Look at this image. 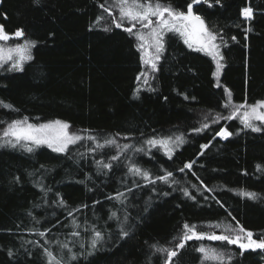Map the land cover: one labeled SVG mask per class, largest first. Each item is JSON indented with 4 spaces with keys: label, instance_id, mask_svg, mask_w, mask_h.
Returning a JSON list of instances; mask_svg holds the SVG:
<instances>
[{
    "label": "trees",
    "instance_id": "16d2710c",
    "mask_svg": "<svg viewBox=\"0 0 264 264\" xmlns=\"http://www.w3.org/2000/svg\"><path fill=\"white\" fill-rule=\"evenodd\" d=\"M161 2L186 12L193 0ZM114 3L0 0V25L5 32L24 31V37L10 39L11 46L34 42L23 71L9 70V61L0 66V133L11 121L25 117L33 124L60 120L70 125V133L86 129L101 143L114 138L120 146H132L118 162L110 161L118 154L116 147L92 152V141L72 145L65 153L44 146L34 147L32 153L19 147L0 148V264H45L42 249L25 243L45 240L53 252L60 251L57 242L67 243L79 257L72 264H149V258L151 264H162L164 254H153L150 245L174 248L185 223L220 235L231 234L225 233L226 226L235 228L238 222L256 237L264 236V128L253 132L240 120L227 118L233 106L245 99L248 104L264 100V0L193 3L194 14L225 41L220 46L224 57L220 79L213 75L216 68L211 58L170 32L164 37L158 70L149 75L154 91L143 78L136 79L146 68L136 37L124 30L129 24L115 26ZM248 7L253 10L250 20L243 18ZM2 46L8 44L0 41ZM225 89L231 92L228 107ZM203 124L208 127L194 131ZM221 128L233 135L217 136ZM153 135L173 139L182 135L184 143L173 145L169 158L159 145L143 144ZM205 144L206 149L201 147ZM142 146L145 153L134 152ZM126 157L149 170L153 178L171 171V186L158 180L152 185L128 174ZM96 160L112 162L114 167L105 175L97 169ZM187 163L192 168L179 171ZM172 179L177 183H171ZM181 189H187L189 196ZM241 190L256 193L257 199H248ZM117 191L126 194L123 205L106 199ZM60 199L66 206H58ZM69 209L79 211L70 217ZM111 211H117L121 219L130 216L128 237L121 238L119 222L108 219ZM73 219L81 225L79 229L73 228ZM92 225L104 232V241L95 250L88 247L92 233L85 231ZM37 230L46 236L39 237ZM73 231L81 235L74 237ZM201 246L234 253L231 264H264L262 250L241 255L236 245L206 239L187 241L174 264H202V254L196 251ZM203 264L219 262L203 260Z\"/></svg>",
    "mask_w": 264,
    "mask_h": 264
},
{
    "label": "snow or ice",
    "instance_id": "6c2138e0",
    "mask_svg": "<svg viewBox=\"0 0 264 264\" xmlns=\"http://www.w3.org/2000/svg\"><path fill=\"white\" fill-rule=\"evenodd\" d=\"M34 2L38 4L39 0H34ZM198 2L199 0H193L192 3H188L187 11L185 12L177 10L170 3H163L161 0H143V2L142 0H115L114 6L117 7L120 12V22L114 21L115 26L117 28H121L123 26V22L127 20L131 26L124 28V30L130 35H134L136 39L140 41V43L137 45V50L141 52V62L148 66V68L141 72L136 79L140 80L143 78V83L145 85H149V90L154 91L149 83V75L150 72H155L158 70L157 64L161 59V54L164 51V35L166 32L178 33L180 36L185 38L184 42L189 47H192V41L194 40L197 44H199V49L197 50L204 51L208 55H211L213 60L216 62V72L213 73L214 76H218L220 70L223 68L221 61L224 59V57L220 53L219 48L222 44H225V41L219 32H214L208 27L205 20L200 15L194 14L193 3ZM207 2L208 0H205V3ZM215 2L219 4L220 0H215ZM101 7L103 8L104 5L102 4ZM104 10L108 11L107 8H104ZM243 15L250 19L253 16V10L250 7L245 8L243 9ZM153 17L156 18L155 22L152 19ZM136 24H140L142 28H147L149 31L144 33L137 29L134 32L133 30L136 28ZM104 30L108 31L109 29L105 28ZM22 37H24V31L22 29H18L13 34H8L5 32L3 26L0 25V41H8L12 38ZM218 38L220 40V44L216 43ZM231 39L235 40L236 37L233 36ZM31 45H34V42L27 41L25 45L17 44L15 48L7 49V54H5L4 49L0 48V66H2L3 63H7L11 60L13 62L11 69L9 70L23 71V61L26 59H31L30 55H25V53H27L29 50V46ZM149 48L154 49V52H149ZM12 53H16L15 59L13 58ZM217 86H219V84ZM139 91L140 89L137 88L136 92L138 93ZM225 92L228 96V102L225 104V107H228L231 104V92L228 89H225ZM185 98L187 99V97ZM0 104H3V102L0 101ZM4 107L11 109L12 105H4ZM241 109H244L242 114H240ZM237 115H239L240 122L244 125V128L251 129L253 132L261 131V126H264V100H257L252 104H248L247 99H245L244 103L233 106V112L231 116L227 118L232 119ZM256 121L259 122V125L255 123ZM69 127L70 125L67 122L60 120H55L47 124L29 123L27 117L13 120L8 123L3 129L2 133H0V148L19 147L28 153H32L34 151V147L47 144L53 149V151L65 153L69 150V145H75L78 142L83 141H92L95 145L94 147L89 148V151L92 152H95L97 149H103L109 146H114L117 148L118 154L112 155L110 157V161L112 162L120 161L121 156L124 155L130 148H132V146L129 144L120 146L114 138H104L103 142L101 143L100 138L95 135H81L79 132L70 133L68 131ZM207 127V124H203L202 128L194 129V131L200 132L203 128ZM82 131L85 133L89 132V130L86 129ZM216 135L227 139L232 136L233 133L225 128H221L216 133ZM182 143H184L182 135L176 136L175 139H173L172 136L157 138L155 135H153L152 137L143 141V144L152 148L157 147V145L164 148L165 153L169 156V158H171V153L173 151L172 146L174 145L175 147H179V145ZM208 146L209 145L205 144L201 147L206 149ZM134 152L145 153L146 149L142 146L135 148ZM80 155L83 156L84 153H81ZM126 158L130 160L129 165H127L128 174L141 177L144 181L152 185H155L156 181L158 180L171 186L169 183L170 178L173 177V173L171 171H165V174L156 175L153 178V174L149 170L142 169L134 160H131L130 157ZM112 162L96 160L95 164L100 172H103V174L107 175V172H110L114 167ZM43 167L44 166L41 165V168ZM191 168L192 163H187L182 168H180L179 171L183 172L185 169L190 170ZM257 169L260 170L259 165H257ZM14 179L16 182H19L20 178L15 177ZM88 179H90V177H88ZM132 183L137 187L140 186V184L135 180L132 181ZM171 183H177V181L172 179ZM41 190H45L42 185ZM181 190L185 196H189L187 189ZM46 191H51V189H47ZM127 192L131 193L132 188L129 187ZM240 194L247 197L248 199H257V194L254 192L241 190ZM163 195H168V193L165 192ZM192 198L195 199V197ZM106 199L118 201L121 205H123L127 197L125 192L117 191L114 196L110 195L106 197ZM94 203L100 202L95 201ZM58 206H66L63 199L58 201ZM82 207H87V205H82ZM74 211H79V209H69L68 216L71 217ZM29 215H31V213H29ZM108 219L119 222V235L121 238L129 236L130 229L126 227L130 219L128 214H125L123 219H121L118 216L117 211H111ZM233 219H235V217H233ZM38 222L39 221L37 220V223ZM57 223H59V221H57ZM71 224L75 229H79L81 227V225L77 223L76 219H73ZM215 227H219V225H215ZM85 231H90L92 233L88 247H90L92 250H95L97 245L104 241L103 230L92 225L85 228ZM225 233L231 234H208L203 231H198L196 225H189L188 223H185L183 225L182 235L179 237V242L176 243L174 248L161 247L157 244H152L150 247L154 250L153 254H164L162 264H174V258L179 256V250L185 248L187 241H191L193 239H208L222 242L226 241L228 245H236L240 249L241 255H243V253L248 250L256 251L259 249L264 251V236L254 239L253 232L245 230L238 224V222L235 228H233L231 225L226 226ZM35 234L41 238L46 236L45 231L37 230ZM71 235L74 237H79L81 232L73 231ZM25 243L33 244L34 246L40 247L42 249V255L45 258V264H72V262L78 260L79 258L78 254L73 252L67 243L57 242V248L60 249L59 252H53L49 247H47L46 245L49 243L47 240H45L43 244H41L40 241H26ZM79 246L80 248L85 247L83 243H81ZM196 251L202 254V264L203 260H216L219 262V264H231V261L235 255L234 253L225 254L223 252L217 251L215 248H206L204 246L197 248ZM86 254L90 255L91 252ZM8 255L11 257L13 253L9 251ZM28 255L31 256V253L29 252ZM149 264H151V258H149Z\"/></svg>",
    "mask_w": 264,
    "mask_h": 264
},
{
    "label": "rangeland",
    "instance_id": "374dc122",
    "mask_svg": "<svg viewBox=\"0 0 264 264\" xmlns=\"http://www.w3.org/2000/svg\"><path fill=\"white\" fill-rule=\"evenodd\" d=\"M114 4H115V3H114ZM114 4H113V7L116 9V19H115V20H116L117 22H120V12H119V9H118L117 7L114 6ZM243 18L246 19V20H250V19H251V18H250V19H249V18H246L244 15H243ZM152 19H153V21L155 22V19H156V18L153 17ZM124 22H125V25H126V24H129V22H128L127 20H125ZM129 26H131V25L129 24ZM137 29H139L140 31H142V32H144V33H147V32L149 31V29H147V28H142L140 24H136V28H135L133 31L135 32ZM167 33H170V32H166L165 35H166ZM177 34H178V33H177ZM165 35H164V37H165ZM178 35H179V34H178ZM179 36H180V35H179ZM180 37H181L182 40L184 41L185 38L182 37V36H180ZM136 40H137V39H136ZM2 42L8 44V46H2V47H1L2 49L5 50V54H7V49H9V48H15V46H11L10 40H8V41H2ZM137 43H140V41L137 40ZM184 43H185V42H184ZM216 43H217V44H220L219 39H217ZM186 45H187V44H186ZM187 46H188V45H187ZM188 47H189V46H188ZM189 48H191V49H193V50H196V51H199V52L205 54L206 56H208L209 58H211V59L213 60V58H212L211 55H208V54L205 53L204 51L197 50V49H199V44H197L194 40L192 41V47H189ZM148 51H149V52H154V49L149 48ZM219 51H220V53L222 54V48H221V47L219 48ZM29 52H30V49L28 50L27 53H25V55H26V56H27V55H30ZM12 55H13V58L15 59V58H16V53H12ZM161 55H162V54H161ZM159 61H160V60H159ZM9 62H10V64L12 65V62H13V61L10 60ZM27 62H28V59H26L25 61H23V67H24V65H25ZM213 62L215 63V68H216V62H215L214 60H213ZM221 63H222V61H221ZM222 64H223V63H222ZM2 65H3V64H2ZM145 68L147 69L148 66L145 65ZM222 70H223V68H222ZM220 71H221V70H220ZM221 72H222V71H221ZM220 76H221V74H220V72H219L218 76H216V77L220 79ZM243 111H244V109H241V113H240V114H242ZM232 119H238V120H240V117H239V115H237L235 118H232ZM255 123H256L257 125H259V122H258V121H256ZM44 124H47V123H44ZM261 127H262V130H263L264 126H261ZM79 134H81V135H86L87 133H79ZM78 143H79V142H78ZM40 146L47 147L48 149H50V150L53 151V149L50 148L47 144H42V145H40ZM40 146H38V147H40ZM70 146H72V145H69V147H70ZM54 152H55V151H54ZM56 153H58V152H56ZM253 238L256 239V238H259V237H256V236L254 235ZM206 240H208V239H206ZM208 241L215 242V241H212V240H208Z\"/></svg>",
    "mask_w": 264,
    "mask_h": 264
}]
</instances>
